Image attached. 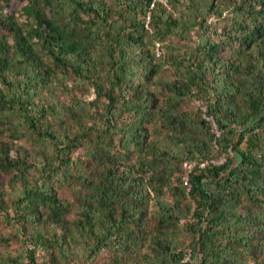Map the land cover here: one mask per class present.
I'll list each match as a JSON object with an SVG mask.
<instances>
[{
    "label": "trees",
    "instance_id": "16d2710c",
    "mask_svg": "<svg viewBox=\"0 0 264 264\" xmlns=\"http://www.w3.org/2000/svg\"><path fill=\"white\" fill-rule=\"evenodd\" d=\"M0 221V264H264V0H0Z\"/></svg>",
    "mask_w": 264,
    "mask_h": 264
},
{
    "label": "built area",
    "instance_id": "2783aa9c",
    "mask_svg": "<svg viewBox=\"0 0 264 264\" xmlns=\"http://www.w3.org/2000/svg\"><path fill=\"white\" fill-rule=\"evenodd\" d=\"M164 3H166V0H164ZM157 55H160L159 48H157ZM202 109L204 111V117L210 123L211 131L215 134L216 138H218L221 135L222 130L220 129L218 123L215 121L213 115L207 113L208 107H207L206 104H202ZM224 161H225V157L224 156H220V157H217V158H213L211 160H205V161L201 162L199 165H200V167H205L209 162H212L214 164H220V163H223ZM196 165H197L196 161H186L184 163V168L186 169L187 172H190V171L193 170V168ZM185 179L187 180V176L185 177Z\"/></svg>",
    "mask_w": 264,
    "mask_h": 264
},
{
    "label": "rangeland",
    "instance_id": "374dc122",
    "mask_svg": "<svg viewBox=\"0 0 264 264\" xmlns=\"http://www.w3.org/2000/svg\"><path fill=\"white\" fill-rule=\"evenodd\" d=\"M196 37V35H194ZM94 96V95H93ZM195 103H191L189 108L192 107ZM220 157V156H218ZM11 231V226L7 223H5L4 221H0V232L2 233H9ZM21 243L19 241L16 240V238H12L11 239V246L8 247V249L12 252L15 253L16 251L22 249L21 247ZM3 247H0V251L3 250ZM80 264V263H79Z\"/></svg>",
    "mask_w": 264,
    "mask_h": 264
}]
</instances>
